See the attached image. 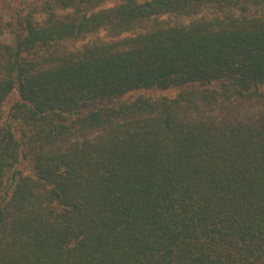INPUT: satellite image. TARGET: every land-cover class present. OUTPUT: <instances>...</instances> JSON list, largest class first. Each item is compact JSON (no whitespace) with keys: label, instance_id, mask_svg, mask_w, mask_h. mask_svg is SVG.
<instances>
[{"label":"trees","instance_id":"16d2710c","mask_svg":"<svg viewBox=\"0 0 264 264\" xmlns=\"http://www.w3.org/2000/svg\"><path fill=\"white\" fill-rule=\"evenodd\" d=\"M37 2L0 18V264H264V0Z\"/></svg>","mask_w":264,"mask_h":264},{"label":"rangeland","instance_id":"374dc122","mask_svg":"<svg viewBox=\"0 0 264 264\" xmlns=\"http://www.w3.org/2000/svg\"><path fill=\"white\" fill-rule=\"evenodd\" d=\"M142 1V0H141ZM34 3H39L37 0H0V18L3 22L4 26V34L2 36V42L6 44H12L16 38L20 34V23L22 21V17L24 14V11H26L29 7V5H32ZM120 3V0H106L105 4L102 6V8H110ZM83 43V42H82ZM78 43V47L82 44ZM178 93L177 90H171L166 92L161 91H141V92H133L126 97H123L121 99H115V100H109V101H102L99 103H96L92 105V109H96L103 106H111L112 104H115L117 102L126 100V99H132L134 97H137L139 95H144L147 97H169L173 98ZM20 96L17 91H15L12 95L9 96L7 101L5 102L3 106L4 110V120H9V113L12 105L19 100ZM20 169L24 174L29 173V169L25 164H22L20 166Z\"/></svg>","mask_w":264,"mask_h":264}]
</instances>
